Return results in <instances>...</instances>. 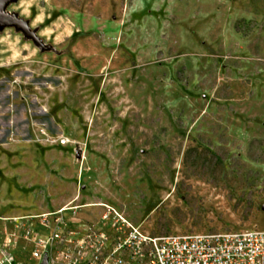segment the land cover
<instances>
[{
	"label": "rangeland",
	"instance_id": "1",
	"mask_svg": "<svg viewBox=\"0 0 264 264\" xmlns=\"http://www.w3.org/2000/svg\"><path fill=\"white\" fill-rule=\"evenodd\" d=\"M5 11L22 23H0V216L65 206L75 228L108 204L151 234L264 228V0Z\"/></svg>",
	"mask_w": 264,
	"mask_h": 264
},
{
	"label": "built area",
	"instance_id": "2",
	"mask_svg": "<svg viewBox=\"0 0 264 264\" xmlns=\"http://www.w3.org/2000/svg\"><path fill=\"white\" fill-rule=\"evenodd\" d=\"M63 138L61 139V141ZM98 223L71 227L65 206L0 216L2 264H264V228L151 234L103 204ZM26 242L30 261L19 259Z\"/></svg>",
	"mask_w": 264,
	"mask_h": 264
},
{
	"label": "water",
	"instance_id": "3",
	"mask_svg": "<svg viewBox=\"0 0 264 264\" xmlns=\"http://www.w3.org/2000/svg\"><path fill=\"white\" fill-rule=\"evenodd\" d=\"M8 0H0V23L6 24V23H18L21 24V20L16 18L13 15H10L5 11V6ZM41 264H48L46 260H44Z\"/></svg>",
	"mask_w": 264,
	"mask_h": 264
},
{
	"label": "bare ground",
	"instance_id": "4",
	"mask_svg": "<svg viewBox=\"0 0 264 264\" xmlns=\"http://www.w3.org/2000/svg\"><path fill=\"white\" fill-rule=\"evenodd\" d=\"M91 204H95V203H88L87 205H91Z\"/></svg>",
	"mask_w": 264,
	"mask_h": 264
},
{
	"label": "crops",
	"instance_id": "5",
	"mask_svg": "<svg viewBox=\"0 0 264 264\" xmlns=\"http://www.w3.org/2000/svg\"><path fill=\"white\" fill-rule=\"evenodd\" d=\"M13 215V214H12ZM0 264H2V263H0Z\"/></svg>",
	"mask_w": 264,
	"mask_h": 264
}]
</instances>
